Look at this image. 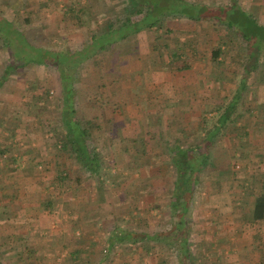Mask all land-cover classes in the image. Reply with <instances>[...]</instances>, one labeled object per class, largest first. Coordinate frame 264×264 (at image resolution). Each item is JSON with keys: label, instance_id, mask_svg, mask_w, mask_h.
<instances>
[{"label": "rangeland", "instance_id": "1", "mask_svg": "<svg viewBox=\"0 0 264 264\" xmlns=\"http://www.w3.org/2000/svg\"><path fill=\"white\" fill-rule=\"evenodd\" d=\"M183 1L193 6L206 0ZM237 2L242 10L232 14L245 12L259 24L257 30L255 25L246 27L255 44L264 37V0H207L212 8ZM83 5L80 19L88 25L76 18ZM133 11L126 0H0L2 16L27 37L28 43L15 32L11 36L20 56L28 52L25 44L77 53L108 20H140ZM173 18L162 20L158 36L139 34L132 45L123 42V48L101 52L77 79L81 93L98 86L86 75L94 67L105 74H122L118 80L102 77L100 81L105 117L89 144L91 152L96 147L103 159L99 177H92L67 152L59 151L57 139L50 135L60 120L56 69L31 64L12 72L0 85V114L16 123L11 129L12 124L3 125L0 117V142L12 141L5 142L9 151L0 156V264H31L34 257L41 264H264V223H250L246 211V199L264 193V143L252 141L255 137L249 136L251 129L246 131V118L235 121L233 116L206 152L195 145L203 120H208L210 129L218 118L215 106L226 104L238 92L245 114L253 116L255 111L259 120L252 122L263 123L264 51L259 49L256 66L246 69L250 60L246 43L227 27L212 20ZM151 37L155 51L149 44ZM3 46L0 38V78L9 61ZM215 46L222 50L218 65L210 57ZM115 58L123 62L122 67L116 66ZM18 82L36 84L35 107L25 105ZM83 97L84 119H94L95 111ZM112 105L117 109L113 111ZM176 145L190 149L189 156L207 159L186 217L188 256H179V242L172 244L170 237L167 243L163 238L117 243L114 233L119 230L153 235L178 223V211L172 209L175 172L167 153ZM11 156L17 160L14 171L6 165ZM28 160L32 163L27 165ZM160 170L165 171L164 178ZM60 172L68 174L64 182L56 178ZM46 200L52 209L44 207ZM215 202L224 206L230 202L241 211L238 234L232 215L219 214L215 223L207 216L206 207ZM20 248L29 252L23 260Z\"/></svg>", "mask_w": 264, "mask_h": 264}, {"label": "trees", "instance_id": "2", "mask_svg": "<svg viewBox=\"0 0 264 264\" xmlns=\"http://www.w3.org/2000/svg\"><path fill=\"white\" fill-rule=\"evenodd\" d=\"M171 1H178L180 3L177 5L173 4ZM126 3L127 6L129 5V9H132V11L134 10L133 12L135 15L141 17L140 20L133 22L131 18H127L122 23H120L119 19L115 20L118 24H115V21L108 20L103 27L104 29H101L99 32H94L91 35L89 39L90 43L85 48L77 53L71 54L65 50H62L61 52H50L45 49H39L31 44H25V49L26 51L28 50V52H26L25 56H20V52L14 50L11 36L15 32L18 36L23 37L25 41H27V37L23 31L20 30V27L13 24L10 20H6L0 13V38L4 41L3 47H6L9 52V61L3 69V76L0 78V85L5 82L12 72L16 73V71L24 70L31 64L34 66H52L56 69L58 71L59 95L57 100L60 120L52 129L53 133L50 135L57 139V148L59 151L67 152L71 159L94 178L99 177L103 169V159L101 154L94 146L92 152L89 149V144L93 142L94 131L100 128L105 117V109L101 103V98L104 96V88L100 81L102 77H107L111 80H118L122 74L117 71L105 74L100 67H94L93 72H91V74L86 73V75L90 77L91 80H94L95 84H98V86L92 83L89 87L93 88L95 85L93 91H84L81 93L79 92L80 88H78L79 85L77 79L81 77L83 71L88 72L89 69L87 70V67L84 66L95 62L96 56L100 55L101 52H104L109 48L113 49L114 46L118 47V49L123 48V42H127V46L132 45L136 42L133 37L138 36L139 34L149 33V35L152 34L158 36L160 26L164 27L162 26V20H167L168 17L172 19L173 17H176V15L183 16L188 20L196 22L204 19L209 21L212 20L218 25L227 27L233 34L246 43L248 59H250L249 63H247L246 69L249 65L252 67L256 66L259 54L261 51H264V37L261 35V39L257 40L254 44L252 42V33L248 34L246 30V27H252V25H255L254 27L256 30L257 28L260 29L257 21L250 18L245 12L238 13V17L236 13L232 14L235 10L237 11L241 9L238 3L215 8L205 5L189 6L183 0H126ZM190 7H193L194 9L191 10ZM83 10L84 5L78 7L77 13L76 11L73 13H76V18L79 19L81 25H88L86 20L80 19V14ZM149 41L151 42L149 43L151 49L155 51L156 46L152 37ZM259 49L262 50L259 51ZM23 53H25L24 50ZM221 56L222 50L220 46H215L212 49L210 56L212 64L218 65ZM252 59H254V61H251ZM115 61L116 66L122 67L123 62L116 58ZM83 78H86V76ZM17 86L19 88V96L21 98H26L25 105L31 108L35 107L37 90L34 88H36V84L28 82L26 85L25 82H18ZM26 87L30 88L31 91ZM45 93L47 94L48 91ZM82 96H84L83 101L86 98L91 104L90 107L94 109V119H84V115L80 108V99ZM92 97L95 98L94 101ZM239 98L240 95L238 92L228 103L218 108V118L216 119V122L212 124L210 129L207 128L208 120H206V118L205 121L203 120L200 131L198 130L197 134V138H199L198 142L195 144L197 148L206 152L213 146V139L219 135V132L231 124L232 117L235 116L237 111ZM116 109L115 106L112 108L113 111ZM2 116L3 115L0 114V117ZM3 117V125L11 126L12 124L11 129L16 128V123L14 121L11 122L10 117ZM202 118L204 119V117ZM0 124H2V120H0ZM116 131L117 133H114L118 134L119 128ZM202 132L203 134H201ZM2 141L3 142H0V156H3L4 153L9 151V148L4 146L5 142L12 143L9 138L8 140L3 138ZM140 149V151L144 153V145H141ZM190 151V149L176 145L167 152L170 166L175 172L173 189L175 202L172 209L178 211L176 214L178 223L167 232L153 235L119 230L114 233V240L117 241V243L129 242L131 244H137L144 241H156L159 238H163L165 243H167L166 239L170 237L172 239L170 240L172 244L179 242V256H181L182 259L188 256L189 244L186 241V217L189 212V207L194 199V191L200 182V179L205 174L204 171H206L205 165L207 162L206 157H202V155L197 157L192 153L191 156H189ZM16 162L17 160L11 156L7 159L6 165H9V168L11 167L12 171H14L13 166ZM29 163H32V161L28 160L27 165ZM160 173V178H164L165 171L160 170ZM67 175V172H60L57 174L56 178L57 180L64 182ZM42 204L45 208L52 209L53 204L50 200H46V202H43ZM253 205V220L256 222L264 221V193L253 198ZM2 235L5 237V233H2ZM170 241H168V243ZM23 249L25 248L17 250L22 260L25 259L29 253L26 251L23 253ZM31 260V264H41L37 257H34Z\"/></svg>", "mask_w": 264, "mask_h": 264}, {"label": "crops", "instance_id": "3", "mask_svg": "<svg viewBox=\"0 0 264 264\" xmlns=\"http://www.w3.org/2000/svg\"><path fill=\"white\" fill-rule=\"evenodd\" d=\"M202 4H199V5H205V6H211V4H207V0L206 1H203V2H201ZM238 3V2H237ZM239 6H240V4H239ZM196 76V75H195ZM240 99V98H239ZM239 99H238V103H237V105H239V108L237 107V112L236 113H238L237 115H235L234 117H233V119H235V121H238L239 119H243V118H246V120L248 121V124H247V128H246V131L247 130H249V129H251L250 131H249V133H251L249 136H253V137H255L254 139L252 138V141L253 142H263L264 143V121H263V123H262V120L260 121V122H252L253 121V119H255V120H259V116H258V119H256L257 117H256V115H255V111H253V116L251 115V112L249 113V114H245V110L243 111L242 110V106H240V103H241V101H239ZM226 103H228V102H226ZM223 104H225V103H223ZM223 104L222 103H219V104H217L215 107H217V109L218 108H220V107H222L223 106ZM214 108V107H213ZM263 114H264V112H263ZM249 115V116H248ZM256 117V118H255ZM217 119V118H216ZM249 127V128H248ZM245 131V132H246ZM214 142V141H213ZM233 179H235L234 177H233ZM240 180V179H239ZM239 180H237L235 183H236V185L238 186V184L240 183V181ZM209 195L210 194H207L206 196H208L209 197ZM231 197H233V196H231ZM210 198H211V196H210ZM248 200V201H247ZM246 201H247V209H246V211H247V215H248V217H247V220L251 223V222H253V223H256V221H254L253 220V199H252V201H250V199H246ZM225 205V203L224 204H222V205H220L219 203H216L215 202V204H211V205H209V206H207L206 208L208 209L207 210V216L208 217H213L212 219H213V221H214V223H215V220H216V217H217V215H219V214H223V215H229V216H231V218H233L231 221H233V222H236L238 225L240 224V220H241V218H240V212L241 211H237V208L235 209V208H232V203H230L229 202V206H224ZM224 208L225 209V211L224 210H221L220 208ZM216 211V212H215ZM230 218V219H231ZM263 221V220H262ZM262 221H259V222H262ZM263 223H264V221H263ZM230 228V226H229V224H228V228H227V230ZM232 229V228H231ZM226 229H225V232L227 231ZM240 230V225L238 226V228L236 229V233L235 234H238V231ZM229 231V230H228ZM213 233H215V231H213ZM231 235L232 234H225V235H223V237H231Z\"/></svg>", "mask_w": 264, "mask_h": 264}]
</instances>
